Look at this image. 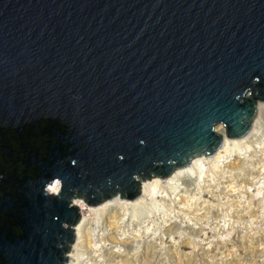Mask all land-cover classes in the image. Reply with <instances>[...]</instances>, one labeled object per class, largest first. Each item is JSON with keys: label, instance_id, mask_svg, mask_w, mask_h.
<instances>
[{"label": "water", "instance_id": "obj_1", "mask_svg": "<svg viewBox=\"0 0 264 264\" xmlns=\"http://www.w3.org/2000/svg\"><path fill=\"white\" fill-rule=\"evenodd\" d=\"M259 103L264 0H0V264H66L73 199H136Z\"/></svg>", "mask_w": 264, "mask_h": 264}, {"label": "rangeland", "instance_id": "obj_2", "mask_svg": "<svg viewBox=\"0 0 264 264\" xmlns=\"http://www.w3.org/2000/svg\"><path fill=\"white\" fill-rule=\"evenodd\" d=\"M256 116L254 118L256 120V128L252 132V134L248 136L249 139L247 138L246 140L249 143V147L247 149H245L244 147L241 149L239 148L238 150L237 148H232V151L229 155V159L237 155H239L240 157H246L250 153V151L252 152V147L256 150V154L254 153L256 158L254 157L248 163L251 168L254 167L253 170L255 171V173L252 174L251 177H249V182H251L250 186H243V184L241 186L239 181H236V183L235 180H239V178H236L235 180L233 179L231 181H226L227 179L222 178V176L229 177L231 179L230 175L232 174H218V172L215 173L213 169L211 170L210 164L208 165L206 163H201L199 164V167L197 166V169L187 171L188 173L186 172V175L183 176L184 178H181L182 180L180 179L177 181V184H179L178 189L183 188L184 191H188V194H192L191 199L186 204L179 205V201L177 199L180 195L179 194L177 198L172 196L175 198V201L173 203L174 206L172 205L171 207H164L162 205H159L160 202H157V204L155 201L151 202V200L149 201V199H145L142 204L143 208L141 207V205H139L136 206L133 210L130 209L126 212H124L123 209H119V214L123 212L121 214L123 215L121 220V230H123V232L116 231L115 234L116 239L118 240V244L111 246V249L115 253L120 254L126 253L130 250H140L141 247L139 243H142V241L146 239V241L155 242L154 245L157 249L158 264H177V259L174 254L168 251V248L170 246L179 247V250H182L183 252L186 251V246L189 247V249L194 248L193 250H198L201 248V250L207 251L210 249L212 244H214L216 241H219L223 246L218 252H216V254L214 255L215 258L216 255H219L221 256V258H225L229 264H264V108L260 110V113L259 111H257ZM255 120H253V122ZM253 122L251 124V128L253 126ZM261 151L263 152V154ZM249 157H251V155ZM257 159L260 161V165L258 164L257 166H254L253 163L255 161H258ZM204 174L208 175L209 179H207L210 180L212 184L223 181L222 184L223 186L225 185V190H221L220 192V188L217 189L216 192H218L217 195H219L217 198L218 203L215 202L216 205L214 203L213 205L209 206H213L212 208H210V211L215 210L216 208L218 210L216 213H209L210 215L202 214L204 210L202 209L203 205L202 207L200 206V203L203 200H207L209 196V194L206 192L207 189L205 188L204 182H202ZM218 177L219 180H217ZM224 180L226 181L225 184ZM229 183L231 186L228 185ZM177 190L173 194H175ZM226 190L230 191L225 192ZM160 192L161 189L157 192V197H159ZM163 194L165 195L166 193L163 192ZM153 197L154 200H156L155 192ZM195 197L201 198L197 200L195 205L192 206L190 204L194 202ZM144 204H146L147 206L145 207ZM198 204L201 207V210ZM253 205L254 207H256L254 208ZM227 206L228 209H226ZM176 207L178 208L176 209ZM186 207L190 208L191 211H188L189 213H185L184 210L186 209ZM179 208H182V211L179 210ZM234 208H236L235 210L238 211V213L234 210ZM247 208L249 210H247ZM195 209L199 210L195 212ZM242 209L243 211L245 210L244 212L247 211V213L248 211H250L249 213L251 214V216H249V214L247 213L239 211ZM252 209H254L253 213L251 212ZM137 210L139 213L137 212ZM132 211L134 213H132ZM233 211H235V213ZM215 214H218L217 218ZM203 215L204 217H207L204 218ZM94 216L95 218H98L96 217V215ZM92 218L94 219V217ZM93 219L88 220V224L85 225L86 227H82L81 233L86 232L85 229H87L88 227L87 231L90 230L88 232H90V237H92L93 243L95 244V246L92 248L98 249L99 244L97 241H99L98 238L101 237V233L98 232V228H96L98 226L96 220L98 219ZM218 220L220 221L218 222ZM170 223H176L177 225L179 224L181 228H175L174 233L168 235L165 229ZM184 226L192 227L194 230H197V232H199L198 230H201V232L198 234L184 232L182 228ZM93 229H95V232H93ZM141 233H144V239L137 237V235ZM151 233H153V235H150ZM95 235H97V238ZM133 235H135V238H131ZM81 238L82 237L79 238L80 243L78 244L75 235L74 242L70 245L69 252L71 251V249L77 250L76 255H78V262L74 261L75 264L79 263L80 261L83 262L82 264H89V262H87V258H85L88 250L86 251L84 244L82 245L81 241L83 239ZM69 252L67 254V264H69L70 259H74V257H69ZM183 252L179 254V259L184 256ZM210 261L212 260L210 259ZM213 262L214 261H212L211 264H215V262Z\"/></svg>", "mask_w": 264, "mask_h": 264}, {"label": "bare ground", "instance_id": "obj_3", "mask_svg": "<svg viewBox=\"0 0 264 264\" xmlns=\"http://www.w3.org/2000/svg\"><path fill=\"white\" fill-rule=\"evenodd\" d=\"M263 108H264V103H259L257 105V111H259V113H260V110ZM255 122H256V120L253 122V126H252L250 132H248L245 136L240 137V138H233V139H229L226 137L225 128L223 126H221V125L216 126L214 131L222 137V143H221V146L218 148V150L212 156H203L202 155V156L195 157L190 161V163L187 166L176 169L171 175H169L166 178L161 179V178L155 177V178H151L150 180H146V181L141 182L140 183L141 184L140 185V195L136 199L126 200V199H121L118 196H115L112 199L104 201L103 203H101L100 205H98L96 207L95 206H87L86 203L83 202L82 199H73L72 205H75L76 207H78L79 213H80V221L74 227V232H75V235L77 238V243L78 244L80 243L79 238L82 237L81 239H83V240L81 241V243H82V245L84 244L85 250L86 251L88 250L86 253V257H85V258H87V262H89V264H158L157 249L154 245L155 242L146 241V239L143 238L144 233L137 235V237L144 239L142 241V243H139L140 247H141L140 250L135 249L134 251L130 250V251H127L126 253L120 254V253H115L111 249V246L118 244V240L116 239V234H115L116 231L123 232V230H121V220L123 217V215H121V214L123 212L121 214H119L118 210L123 209V211L126 212L127 210H130V209L133 210L136 206H139V205H141V207H142V204H143L145 199H149V201L151 200V202H153V201H155L156 203L160 202L159 205H162L164 207L165 206L171 207L175 201L174 197L177 198V196L179 194L180 195L177 198L179 201V205L186 204L191 199L192 194H188V191H184L183 188L178 189L179 184H177V181L180 180L181 178H184L183 176L186 175L187 171L197 169V166L199 167V164H201V163H203V164L206 163L208 165L210 164L211 170L213 169L215 171V173L218 172V174H223V173L232 174V175H230L231 179L229 177H223L222 176V178L227 179L226 181H231L233 179L235 180L236 178H239V180H235V182L239 181L241 186H242V184H243V186H245V185L250 186L251 182H249V180H250L249 177H251V175L254 174L255 171L253 170L254 167L251 168L250 165H248V163L250 162V160H252L255 157V154H256L255 151L256 150L252 147V149H251L252 152L250 151V153L246 157H240L239 155H237V156H234L233 158L229 159V155H230V152L232 151L231 150L232 148H237V150H238L239 148L241 149L244 147L245 149H247L249 147V143L246 140H247V138L249 139L248 136L251 135L252 132L255 130V128H256ZM227 153H229V154H227ZM262 154H263V152H262ZM250 155H251V157H249ZM259 163H260V161L258 160V161H255L253 164H254V166H257ZM256 172H258V171H256ZM205 174H204V178L202 179V182H204L205 188L207 189L206 192L209 194V196H208L207 200H203L200 203V206L202 207V205H203L202 209H204V210H203L202 214L210 215L209 213H212V214H213V212L216 213L218 209L216 208L215 210L210 211V208H212L213 206L211 207L209 205H213L215 202L218 203L217 198L219 195H217L218 192H216V191L219 188H220V192H221V190H225V188H224L225 185L223 186V184H222L223 181H220L219 183L212 184V182L210 180H208L209 179L208 175H205ZM200 175H199V177H200ZM228 178H229V180H228ZM217 180H219V177ZM226 181L224 180V184ZM230 183L228 185H230ZM58 184H59L58 182L53 183L51 186H49L47 188V192L50 194H57L59 192V189H60V184L59 185ZM160 189H161L160 195H159V197H157V192L160 191ZM176 190H177V192L175 194H173ZM228 191H230V190H226L225 192H228ZM154 192L156 193V198H155L156 200H154V197H153ZM163 192L166 194L164 195ZM172 196H174V197H172ZM200 198L201 197H197V198L195 197L194 202H192L190 205H192V206L195 205L197 200H199ZM216 203H215V205H216ZM144 205H145V207L147 206L146 204H144ZM198 206H199V204H198ZM178 207H176V209ZM189 207H186V209L184 208L185 213L188 211H191ZM201 207H200V210H201ZM253 207H254V205H253ZM226 209H228V206ZM235 209L236 208H234V210ZM179 210L182 211V208H179ZM198 210L199 209H197V210L195 209V212ZM221 210H222V207H221ZM247 210H249V209L247 208ZM253 210L254 209H252V211H251L252 213H253ZM235 211H233V212L235 213ZM239 211L244 212L245 210L243 211V209H242ZM137 212H138V210H137ZM236 212L238 213V211H236ZM249 212L250 211H248V213H247V211H246L244 213H247V214H249V216H251V214ZM132 213H134V212L132 211ZM94 215H96V217H98V218H95ZM125 215H126V213H125ZM186 215H188V214H186ZM217 215H216V218L218 217ZM220 215H219V217H220ZM244 215H246V214H244ZM92 217H94V219ZM131 217H132V215H131ZM203 217H204V215H203ZM205 217H207V216H205ZM244 218H246V217H244ZM250 218H252V217H250ZM89 219H91V220L92 219L93 220L98 219V220H96L98 223V226L96 228H98V232L101 233V237L98 238L99 241H97L99 244L98 249L92 248L95 246V244L93 243L92 237H90V235H91L90 232H88L90 230L87 231L88 227H87V229H85L86 232L81 233L82 227H84L85 225L88 224ZM91 220H90V222H91ZM219 221L220 220H218V222ZM94 225H95V223H94ZM177 227H179V229L181 228V226H179V224L177 225L176 223H170L167 226V228L165 229L166 233L168 235L173 234L175 231V228H177ZM182 228H183L184 232H188V233H197L198 234L201 232V230H198L199 232H197V230H194L192 227H188V226H184ZM219 229H221V228H219ZM93 232H95V229H93ZM150 235H153V233H151ZM95 236L97 238V235H95ZM131 238H135V235H133ZM77 243H75V244H77ZM108 245H109V247H108ZM222 246L223 245L221 244V242L216 241L214 244L211 245L210 249L207 251H203V250H201V248L198 250H193L194 249L193 246H192L193 249H189V247L186 246L185 252H183L182 250H179V247L170 246L168 248V251H170L172 254H174V256L177 259V264H211L212 261H214L215 264H229L225 258L223 259L219 255H216V258L214 256L216 254V252H218L222 248ZM81 248H82V246H81ZM76 252H77L76 249H71V251L69 252L70 253L69 257L70 258L74 257V259L73 258L70 259L69 264H75L74 261L78 262L77 261L78 255H76ZM181 252H183L184 256H182L179 259V254ZM183 254H181V255H183ZM83 256H85V255H83ZM210 259L212 261H210ZM82 263L83 262L80 261L77 264H82Z\"/></svg>", "mask_w": 264, "mask_h": 264}]
</instances>
